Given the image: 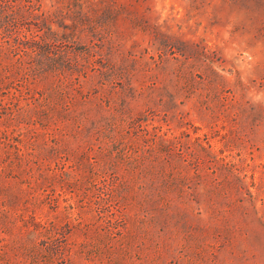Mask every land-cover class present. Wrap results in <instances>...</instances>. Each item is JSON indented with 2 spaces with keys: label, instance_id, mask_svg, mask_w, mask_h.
Wrapping results in <instances>:
<instances>
[{
  "label": "rangeland",
  "instance_id": "1",
  "mask_svg": "<svg viewBox=\"0 0 264 264\" xmlns=\"http://www.w3.org/2000/svg\"><path fill=\"white\" fill-rule=\"evenodd\" d=\"M0 264H264V0H0Z\"/></svg>",
  "mask_w": 264,
  "mask_h": 264
},
{
  "label": "trees",
  "instance_id": "2",
  "mask_svg": "<svg viewBox=\"0 0 264 264\" xmlns=\"http://www.w3.org/2000/svg\"><path fill=\"white\" fill-rule=\"evenodd\" d=\"M15 43H18V40H14Z\"/></svg>",
  "mask_w": 264,
  "mask_h": 264
}]
</instances>
